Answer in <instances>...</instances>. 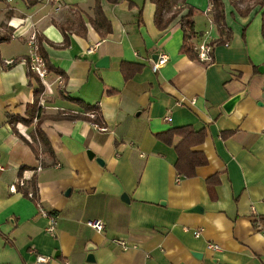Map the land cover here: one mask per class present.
Instances as JSON below:
<instances>
[{
	"label": "crops",
	"instance_id": "1",
	"mask_svg": "<svg viewBox=\"0 0 264 264\" xmlns=\"http://www.w3.org/2000/svg\"><path fill=\"white\" fill-rule=\"evenodd\" d=\"M0 1V37L11 36L0 42V264H36L37 253L51 257L46 264H264V8L255 0H223L230 35H221L211 0H171L165 17L183 10L165 29L155 24L152 0H102L113 27L102 38L88 22L95 0ZM189 6L196 8L191 41L196 50L213 44L212 61L180 51V19ZM59 25L70 28L67 47ZM32 33L67 77L50 71L40 115L85 112L63 99V91L98 106L108 132L81 119L10 122V115L30 120L35 101L38 83L20 61L32 51ZM159 52L168 62L154 72ZM105 56L109 66L97 67ZM123 60L144 64L128 85ZM106 88L119 92L109 95ZM239 93L243 97L227 113L223 104ZM184 125L208 132L197 147L208 163L192 177L177 172L175 148L155 136ZM226 131L233 135L222 138ZM214 174L220 182L212 193L207 179ZM20 178L26 186L36 178L37 198L56 216L55 234L47 231L50 218L37 202L19 191ZM88 220L102 221L105 229ZM90 252L94 261L87 260Z\"/></svg>",
	"mask_w": 264,
	"mask_h": 264
},
{
	"label": "trees",
	"instance_id": "2",
	"mask_svg": "<svg viewBox=\"0 0 264 264\" xmlns=\"http://www.w3.org/2000/svg\"><path fill=\"white\" fill-rule=\"evenodd\" d=\"M109 2L116 3L118 0H108ZM29 5H34L38 3V0H26ZM152 2L156 5L155 11V24L159 29H165L169 26V24L179 15V13L183 10L182 8L176 9L173 14L169 17H165L166 12L171 7V0H152ZM212 3V17L213 21L216 24L221 35L227 33L230 35V28L227 27L225 21V10L223 0H211ZM256 3L264 8V0H256ZM93 16H88V22L95 28V30L100 34L102 38H105L109 33L112 32V22L107 17L103 6L102 0H95V4L93 7ZM196 12V8L194 6H189L188 12L181 16V25L184 31V41L181 46L180 51L182 53L187 54L190 58L199 59L198 51L195 49L194 43L191 41L193 36L195 35V27L193 16ZM263 22H262V34L264 36V12H263ZM82 26L80 27L83 31L81 33L84 34V31L87 30L86 21L82 18L81 20ZM63 34H64V47H67L70 43L68 30L70 29L68 26L59 25ZM39 42V52L46 59L47 65L50 71H56L62 75L65 81H67V77L65 73L57 68H55L49 61V57L45 51V48L42 44V38L37 35ZM11 40V36L3 35L0 37V42H8ZM221 41H224L223 39ZM212 61V59L210 60ZM144 68V64L135 61H127L123 60L120 65L121 73L124 77L126 85L130 84L133 81L134 76L137 73H140ZM28 76L30 78H36L38 83L37 88L35 89V101L32 105L29 106V116L30 120H26L21 116L10 115V122L14 123L15 121L24 122L30 124L31 121L36 116L38 121L50 119V120H87L90 122H98L103 123V116L100 112V109L96 105L89 104L82 99L71 97L67 94H64L63 91L60 92V95L63 99L69 100L73 103H76L85 109L84 113H75L71 111H60L56 114H43L40 115V108L38 107V103L40 102V94L44 91V84L40 80L36 74L32 72H28ZM105 92L109 95L116 94L119 91L113 88H106ZM41 103V102H40ZM90 113H94L95 117H92ZM14 130L17 134L28 144H30L33 148L34 146L21 135L15 126H13ZM98 134V133H97ZM207 129L196 130L192 125H184L169 128L164 131L156 132L155 136L157 139L162 141L168 146H173L177 152L178 158L175 163V168L177 172L186 177H192L196 175V171L198 167L204 166L208 163L207 156L197 147L204 143L207 137ZM38 135L44 140V143L48 145L50 148V142L48 138L43 134L42 130H38ZM93 133L90 132L88 137H92ZM233 135V131H226L221 134L222 138H228ZM101 142H104L107 138V134H98L96 135ZM178 139V140H177ZM89 140V138H88ZM35 149V148H34ZM220 182L219 174H214L207 179L209 191L213 193L215 186ZM19 185V184H18ZM19 191L23 192L24 195L28 196V190H32L34 192L33 200L39 202L37 198V180L34 178L30 185L22 187L18 186Z\"/></svg>",
	"mask_w": 264,
	"mask_h": 264
},
{
	"label": "built area",
	"instance_id": "3",
	"mask_svg": "<svg viewBox=\"0 0 264 264\" xmlns=\"http://www.w3.org/2000/svg\"><path fill=\"white\" fill-rule=\"evenodd\" d=\"M56 1H59V0H56ZM29 42L32 45V51L27 57L21 58L20 61L26 64L29 72L36 74V76L40 78L43 84L47 86L48 85L47 79H48V76L50 75V70L48 68L46 59L39 52V42H38L37 34L32 33L29 36ZM93 50L94 48L92 47L88 51L92 52ZM197 51L199 54V59L203 61H208L212 59V53L214 51V47H213V44L211 43H208V42L202 43L199 45V48ZM11 62L12 60H5V63H11ZM167 62H168V54H166L165 52H159L158 57L152 61L151 68L154 72H156L162 66H164ZM59 79H60L59 81L60 84H62V78H59ZM41 103L43 104L44 102L42 101ZM179 104H182V102H179ZM90 115L92 117H95L94 113H91ZM168 118L169 117L167 116L166 119ZM91 125L95 130L100 131V132H108L109 130L108 126L104 123L100 124L98 122H91ZM0 169H3V167L0 166ZM18 184L22 187H25L26 181L24 180V178H20L18 180ZM11 190L13 192L18 191L17 186L12 185ZM28 196L31 198H34L35 196L34 192L31 190L28 191ZM37 204L39 206L40 212L47 215L50 218L51 224L48 226L47 231L50 232L51 234H55L56 216L48 213V211H46L42 207L40 201L37 202ZM87 224L98 231H102L105 229L104 223L100 220H88ZM195 234L196 236H200L201 232L196 231ZM113 241L117 244L124 246L125 248L127 247L126 242L122 239L117 238V239H114ZM208 246L209 248L214 249V250H219V247H220L216 243H209ZM50 259L51 257L48 255L37 253L35 263L36 264H46L47 262L50 261Z\"/></svg>",
	"mask_w": 264,
	"mask_h": 264
},
{
	"label": "water",
	"instance_id": "4",
	"mask_svg": "<svg viewBox=\"0 0 264 264\" xmlns=\"http://www.w3.org/2000/svg\"><path fill=\"white\" fill-rule=\"evenodd\" d=\"M109 64H110V63H109V57H108V56H105V57L101 58V59L96 63V66H97V67H108ZM259 69H260V71H264V67H263V66H260ZM242 97H243V94H241V93L234 95L233 97H231L229 100H227V101L223 104V109H224L227 113H231V112L234 110L236 104L239 102V100H240ZM88 156H89L91 159H93V158H95V153H94L93 151H91V150H88ZM96 160H97L100 164H102V165L104 164V160H102L100 157H97ZM122 198H123V199H126V200L128 201V198H127L126 194L123 195ZM162 204H164V203H162ZM90 249H92V248H90ZM94 259H95V258H94L93 253L90 252V253L88 254V258H87V260H88V261H94Z\"/></svg>",
	"mask_w": 264,
	"mask_h": 264
},
{
	"label": "rangeland",
	"instance_id": "5",
	"mask_svg": "<svg viewBox=\"0 0 264 264\" xmlns=\"http://www.w3.org/2000/svg\"><path fill=\"white\" fill-rule=\"evenodd\" d=\"M20 1V0H19ZM250 1V0H249ZM256 1V0H255ZM4 2V1H3ZM2 1H0V6L2 4H4ZM2 24H4L3 22L0 24V27L3 28L4 26H2ZM3 32V30L0 29V34ZM3 34V33H2Z\"/></svg>",
	"mask_w": 264,
	"mask_h": 264
}]
</instances>
